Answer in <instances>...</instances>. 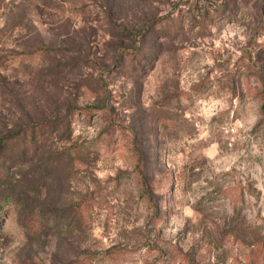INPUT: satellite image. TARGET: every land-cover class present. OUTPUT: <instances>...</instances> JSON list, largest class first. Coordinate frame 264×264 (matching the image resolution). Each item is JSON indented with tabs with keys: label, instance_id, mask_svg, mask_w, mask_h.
Returning a JSON list of instances; mask_svg holds the SVG:
<instances>
[{
	"label": "rangeland",
	"instance_id": "1",
	"mask_svg": "<svg viewBox=\"0 0 264 264\" xmlns=\"http://www.w3.org/2000/svg\"><path fill=\"white\" fill-rule=\"evenodd\" d=\"M0 141V264H264V0H0Z\"/></svg>",
	"mask_w": 264,
	"mask_h": 264
},
{
	"label": "trees",
	"instance_id": "2",
	"mask_svg": "<svg viewBox=\"0 0 264 264\" xmlns=\"http://www.w3.org/2000/svg\"><path fill=\"white\" fill-rule=\"evenodd\" d=\"M89 110H91V109H84V111H89ZM102 114V113H101ZM2 143H3V141H0V152H1V148H2Z\"/></svg>",
	"mask_w": 264,
	"mask_h": 264
}]
</instances>
